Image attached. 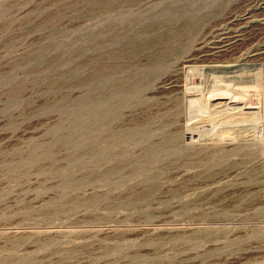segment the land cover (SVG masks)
Returning <instances> with one entry per match:
<instances>
[{
    "label": "rangeland",
    "instance_id": "374dc122",
    "mask_svg": "<svg viewBox=\"0 0 264 264\" xmlns=\"http://www.w3.org/2000/svg\"><path fill=\"white\" fill-rule=\"evenodd\" d=\"M203 68L264 112V0H0V264H264V124L187 140Z\"/></svg>",
    "mask_w": 264,
    "mask_h": 264
},
{
    "label": "bare ground",
    "instance_id": "6f19581e",
    "mask_svg": "<svg viewBox=\"0 0 264 264\" xmlns=\"http://www.w3.org/2000/svg\"><path fill=\"white\" fill-rule=\"evenodd\" d=\"M193 75H196L201 81L198 88L189 90V96L194 99V104L188 106V112L187 111L185 112H187L191 118L193 116L202 117L201 120L203 119L204 121L208 122L210 124V127L208 129L197 128L193 126L188 127L187 140L191 142L194 140H200L204 135L206 136V134L208 133L210 134L216 127L219 126L223 129H228L231 132H234L239 127L244 126V124H249L254 120L258 121L261 124V126L264 124V112H263L262 100L261 98L255 99V96L257 97V95L258 96L261 95L254 92V90L252 89L253 84L259 82V80H257L256 78L250 80L244 78L232 80V79H218L217 77H215L213 79V83H210L211 80H209V77L206 75L204 68L195 69ZM220 99H222V101H220ZM220 104L223 105V108H220ZM254 111H259L260 112L259 115L252 114ZM188 120L189 119H187V121ZM239 130H237V132ZM263 131L264 130L262 129V131L260 132V139L264 143ZM244 143L245 142L241 144ZM251 143L253 144V142ZM259 145H258L259 147L261 146L263 147V145L261 144Z\"/></svg>",
    "mask_w": 264,
    "mask_h": 264
}]
</instances>
